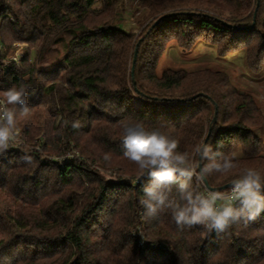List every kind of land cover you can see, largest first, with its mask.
Returning a JSON list of instances; mask_svg holds the SVG:
<instances>
[{
	"label": "trees",
	"instance_id": "trees-1",
	"mask_svg": "<svg viewBox=\"0 0 264 264\" xmlns=\"http://www.w3.org/2000/svg\"><path fill=\"white\" fill-rule=\"evenodd\" d=\"M140 3L152 20L133 41L122 29L123 0H0V107L15 112L10 149L0 154V264H264V213L213 236L174 217L185 183L194 195L201 180L224 191L254 169L264 195L256 102L224 70L155 74L171 38L184 52L203 43L219 59L240 53L246 71L260 74L264 0ZM14 44L25 46L17 63L8 59ZM59 44L51 68L41 69ZM12 86L25 89L28 115L6 104ZM136 124L179 142L175 152L188 159L181 171L198 166L208 137L199 179L178 171L169 192L142 176L123 155L126 126ZM225 161L234 167L218 171ZM145 187L168 197L152 213L141 203L150 199Z\"/></svg>",
	"mask_w": 264,
	"mask_h": 264
},
{
	"label": "clouds",
	"instance_id": "clouds-1",
	"mask_svg": "<svg viewBox=\"0 0 264 264\" xmlns=\"http://www.w3.org/2000/svg\"><path fill=\"white\" fill-rule=\"evenodd\" d=\"M6 104L21 105V115H28L30 109L25 98V89H17L15 86L3 91ZM2 115L0 121L6 120V124L0 126V154L9 148V140L12 138L11 126L15 124V112L6 107H0ZM73 127H79L74 124ZM127 134L123 137L125 151L123 155L138 165L142 170L141 175L154 178L153 183L171 191L170 186L176 181V173L181 171L180 165L188 163L187 154L176 153L178 141L169 139L158 131L151 133L143 130L142 124L126 126ZM208 154L205 148L204 155ZM193 164L191 172H183L182 175L191 176L195 172ZM217 170L227 172L234 166L231 161H225L223 166L217 165ZM203 171H207V166ZM199 179V176H198ZM188 184L181 185L182 199L186 201L174 217L177 224L186 223L189 226L203 224L211 232L212 229L223 231L242 215L246 214L247 220H254L264 213V195L261 194L262 177L254 169H247L242 179L232 181L231 193L227 197L225 205L217 206V201L222 198L219 192L210 193L208 196L193 194L188 191ZM143 192L150 199L142 200L147 204L149 213L155 211L157 206H163L167 195L157 191L156 187H145ZM155 201V204L151 203ZM235 201L240 202V207L233 206Z\"/></svg>",
	"mask_w": 264,
	"mask_h": 264
},
{
	"label": "rangeland",
	"instance_id": "rangeland-1",
	"mask_svg": "<svg viewBox=\"0 0 264 264\" xmlns=\"http://www.w3.org/2000/svg\"><path fill=\"white\" fill-rule=\"evenodd\" d=\"M125 12L122 15L124 19L122 29L130 32L135 41L140 35L142 29L151 22L152 19L146 17L147 12L141 7L140 0H123ZM14 55L10 56L18 62L21 56V50L24 45H16ZM163 53L159 56L155 74L160 77L163 70L184 69L194 71L200 69H210L213 71L224 70L230 78L234 90L239 94H247L256 102V107L259 108L262 115V123H264V71L258 75H254L244 68L240 53H232L224 59H219L215 55V48L211 45L199 43L196 49L192 52H184L177 45L176 40L171 38L163 42ZM57 50H53L47 56V59L39 65L41 69L51 68L52 62L57 57V51H62V46H56ZM262 149L261 155H264V131H262ZM16 150V148L14 147ZM192 168V164L190 165ZM110 174L106 172L105 176ZM112 178V177H111ZM203 226V224H197Z\"/></svg>",
	"mask_w": 264,
	"mask_h": 264
},
{
	"label": "built area",
	"instance_id": "built-area-1",
	"mask_svg": "<svg viewBox=\"0 0 264 264\" xmlns=\"http://www.w3.org/2000/svg\"><path fill=\"white\" fill-rule=\"evenodd\" d=\"M12 61L15 62V59L14 58H11ZM17 63V62H15ZM3 114V113H2ZM1 114V115H2ZM10 148H8L7 150H9ZM192 171V168H189L188 170H184L183 172H191ZM192 176L195 178V179H198V175L196 173V171L192 174ZM201 184V187H202V192H201V195H204V196H208L210 193H214V192H217V191H210L209 189H207L202 182H200ZM232 187V186H231ZM231 187L227 188V190H224V191H218L219 193L222 194V198L220 200L217 201V206H221V205H225L228 200H227V197L230 195L231 193ZM234 207H238L240 206V202L239 201H235L234 204H233ZM204 229L208 232L209 235L213 236L215 235L219 230L217 229H212L211 232H209L206 227L203 225ZM134 236V235H133ZM144 243L143 239L140 238L138 244L139 246H142Z\"/></svg>",
	"mask_w": 264,
	"mask_h": 264
},
{
	"label": "water",
	"instance_id": "water-1",
	"mask_svg": "<svg viewBox=\"0 0 264 264\" xmlns=\"http://www.w3.org/2000/svg\"><path fill=\"white\" fill-rule=\"evenodd\" d=\"M161 19H162V18H160L159 20H161ZM157 22H158V21H156L154 24H157ZM136 54H137V50H136V48H135L134 51H133V55H132L131 74L133 73V64L135 63V60H136ZM213 121H214V119H213ZM208 132H209V131H208ZM207 138H208V137H206V138L204 139V141H203V143H202V145H201L200 151H199V159H198L197 171H200V164H199L200 156H201L202 150H203V148H204V146H205V144H206ZM201 181H202L203 185H204L207 189H209V188L206 186L204 180H201ZM231 186H232V183L226 185L223 189H227V188H229V187H231ZM209 190H210V191H215V190H213V189H209Z\"/></svg>",
	"mask_w": 264,
	"mask_h": 264
}]
</instances>
